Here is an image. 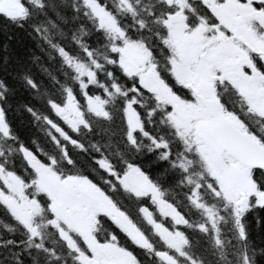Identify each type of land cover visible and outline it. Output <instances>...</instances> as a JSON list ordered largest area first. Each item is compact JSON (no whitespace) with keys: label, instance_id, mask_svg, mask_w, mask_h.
Returning a JSON list of instances; mask_svg holds the SVG:
<instances>
[{"label":"snow or ice","instance_id":"snow-or-ice-1","mask_svg":"<svg viewBox=\"0 0 264 264\" xmlns=\"http://www.w3.org/2000/svg\"><path fill=\"white\" fill-rule=\"evenodd\" d=\"M16 2L20 11L0 9V20L31 28L55 50L66 79L41 94L34 78L21 77L32 99L43 95V110L21 101L17 112L41 122L48 151L21 137L7 98L15 89L0 78V212L23 237L0 241L15 246L0 264H37L41 255L44 264H143V256L153 264H203L194 232L217 264H258L264 249L252 247L248 217L264 211V47L250 44L229 66L208 46L206 32L236 31L221 15L229 0H199V11L191 0H72V19L85 22L79 37L98 41L74 33L75 53L35 22L34 10L47 17L46 0ZM231 2L246 42L264 45V0ZM221 87L236 100L225 103ZM101 121L116 124L110 137H119L123 151L115 157L103 150L111 139L103 148L85 142ZM144 150L165 163L182 200L169 199L140 163ZM115 192L135 201L143 227ZM100 222L110 226L104 234Z\"/></svg>","mask_w":264,"mask_h":264},{"label":"trees","instance_id":"trees-1","mask_svg":"<svg viewBox=\"0 0 264 264\" xmlns=\"http://www.w3.org/2000/svg\"><path fill=\"white\" fill-rule=\"evenodd\" d=\"M46 3L49 5L44 10L47 13V17L39 15L38 9L34 10L35 22H43V25L48 29V34L53 43H58L75 53L77 51V44L72 37L74 33L79 37V25L85 22L72 19L74 15L72 12V0H46ZM56 13H59L60 18L57 17ZM49 18L57 27L54 28L48 23ZM41 32H43V28H41ZM145 37L147 38V36ZM79 38L92 45L98 43L95 37L91 35ZM99 43H103V41L101 40ZM49 54H51V58H49ZM65 71L66 69L62 66L61 60L56 55L55 50L49 48L42 39H38L36 33L31 28H18L7 20H0V78L10 88L15 89L7 97L12 104V107L9 109L10 117L21 137L25 140L35 139L42 148L48 151H51V146L48 143L47 132L41 122L36 121L34 123L33 118L22 107L17 112L21 101L31 102L35 108L43 110V95H41L39 101L32 99L31 90L23 87L21 77L28 75L34 78L40 85L39 90L41 94L45 91L53 94L58 89L59 83L65 81L66 78L63 75ZM53 77L56 80H53ZM148 104L150 106L151 101H148ZM106 128L108 131H105ZM115 128V123L109 125L102 121L98 122V124L93 125V131L87 135L85 142H96L103 148V145L111 139L112 143L108 148L103 150L111 152L113 157H115L117 150L123 151V145L119 143V137H110V132L115 130ZM138 159H140V163L146 170L159 180L160 185L168 189L166 193L171 194L169 199L175 197L182 200V190L172 183V177L165 172L166 165L164 162L155 160V156L149 154L146 150L140 154ZM113 197L129 213L134 212V201L131 198L121 192L113 193ZM257 218L259 219L258 225ZM248 221L252 247L264 249V211L250 214ZM9 239L20 240L23 237L19 235V229L13 225V221L6 214L0 212V241H7ZM197 239L201 243L197 244L195 242L194 250L201 252L203 264H217L218 257L213 254L214 250L209 249L207 252H204L203 239L200 237ZM10 248L15 251L14 245L4 246L1 244L0 255L6 253L10 256ZM41 257L43 256H38L37 260L39 261ZM257 260L258 264H264V257H261L259 253L257 254ZM3 264H14V262L6 260ZM219 264H224V262L221 261Z\"/></svg>","mask_w":264,"mask_h":264},{"label":"flooded vegetation","instance_id":"flooded-vegetation-1","mask_svg":"<svg viewBox=\"0 0 264 264\" xmlns=\"http://www.w3.org/2000/svg\"><path fill=\"white\" fill-rule=\"evenodd\" d=\"M191 2L193 7L199 11V0H191ZM221 2H223V0H221ZM240 11L241 10L235 7L231 0H229L226 11L221 13V15L233 28L236 29V31L228 32L227 29L221 25V31L227 32V36H221L215 29L205 33V36L209 37V41L207 42L208 46L214 48L221 60L229 66H233L243 60L244 54L251 51V48L249 47L250 44L253 47H264V45H257L254 41L246 42L247 32L237 15ZM234 75L238 74L234 73ZM214 83L218 84L220 82L214 81ZM219 91L221 92L225 103H230L236 100L230 88L221 87ZM143 226L141 220V227ZM142 260L143 264H149L150 258L148 256H143ZM28 263L31 264L30 261H28ZM37 264H44L43 257H41L39 261L37 260Z\"/></svg>","mask_w":264,"mask_h":264},{"label":"water","instance_id":"water-1","mask_svg":"<svg viewBox=\"0 0 264 264\" xmlns=\"http://www.w3.org/2000/svg\"><path fill=\"white\" fill-rule=\"evenodd\" d=\"M3 2H4L5 4H7V2H8V3H9V4H7L8 7L15 8V5L11 2V0H3Z\"/></svg>","mask_w":264,"mask_h":264},{"label":"rangeland","instance_id":"rangeland-1","mask_svg":"<svg viewBox=\"0 0 264 264\" xmlns=\"http://www.w3.org/2000/svg\"><path fill=\"white\" fill-rule=\"evenodd\" d=\"M19 11H20V9H18L16 12H13L14 13L13 15L17 14Z\"/></svg>","mask_w":264,"mask_h":264}]
</instances>
